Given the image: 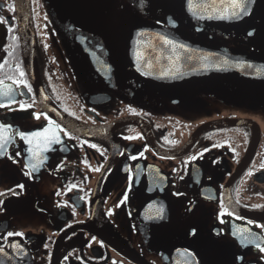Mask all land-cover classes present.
I'll list each match as a JSON object with an SVG mask.
<instances>
[{
  "label": "flooded vegetation",
  "instance_id": "flooded-vegetation-1",
  "mask_svg": "<svg viewBox=\"0 0 264 264\" xmlns=\"http://www.w3.org/2000/svg\"><path fill=\"white\" fill-rule=\"evenodd\" d=\"M119 1L118 21L106 22L102 0H0V134L9 139L0 149V264H241L240 255L264 264L239 233L250 229L264 246L255 227L264 224V88L161 87L119 47V20L137 18L204 48L264 57V8L258 24L231 36L205 24L197 1L194 12L174 4L183 0ZM49 121L72 138L57 132L61 142L45 150ZM19 132L42 135L29 142Z\"/></svg>",
  "mask_w": 264,
  "mask_h": 264
},
{
  "label": "water",
  "instance_id": "water-1",
  "mask_svg": "<svg viewBox=\"0 0 264 264\" xmlns=\"http://www.w3.org/2000/svg\"><path fill=\"white\" fill-rule=\"evenodd\" d=\"M153 1L156 6L161 4L160 0ZM195 1L199 4H205L206 1L211 2V0H193L195 10ZM116 3L121 8L119 0H102L103 21H118L113 20L114 10L117 9ZM174 4L178 8L188 7V1L185 2V0ZM216 7L217 9L222 7L219 0H217ZM249 7L252 9V14L242 18L226 17L220 19L219 11L214 12L211 8L205 9L204 7L202 13L200 12L199 14L203 15L205 22H208L205 23L207 26H214L231 36H235L237 33H245L250 27L258 24L264 8V0H256L255 5L250 4ZM119 22L125 25L119 47L124 50L129 66L131 65L130 67H133L143 80L146 79L145 81L161 87H175L193 82L206 84L212 81H222L235 86L264 88V57L251 56L238 50L204 48L199 43L171 35L155 25L142 23L137 18L123 19L119 20ZM120 23H116V25L118 26ZM23 31L32 34L30 19L24 25ZM160 36L185 45L188 50L177 48L173 51L170 46L162 43L159 39ZM106 37L112 41H118V36L115 34L107 33ZM137 53L141 55L139 70ZM177 57H179L178 60L176 59ZM205 57L207 58L205 59ZM109 65L111 64L109 63ZM148 65H151V67ZM144 73L149 74L145 75ZM94 234L98 235L97 232H94ZM8 255L11 257L17 256L12 253ZM3 258L0 257V260ZM22 262L23 264H28L29 257L25 256ZM10 264L17 263L12 261Z\"/></svg>",
  "mask_w": 264,
  "mask_h": 264
},
{
  "label": "snow or ice",
  "instance_id": "snow-or-ice-1",
  "mask_svg": "<svg viewBox=\"0 0 264 264\" xmlns=\"http://www.w3.org/2000/svg\"><path fill=\"white\" fill-rule=\"evenodd\" d=\"M142 2V0H141ZM216 3L217 0H211L210 3H205L202 4L201 7H204L205 9L211 8L212 11L216 12L219 11V18L220 19H224V18H242L244 16H249L252 14V9L249 7V5H255L256 0H219L220 5L222 6L220 9H217L216 7ZM188 7L190 10L195 11V6L193 5V0H188ZM0 22H3V19L0 18ZM11 31V29H10ZM253 32L249 31L248 32V36H253ZM159 39L162 41L163 44L170 46L173 51H175L177 48H181L184 49L185 51H187L188 49L186 48L185 45L182 44H178L176 43L174 40L172 39H168L164 36H160ZM207 57H205L206 59ZM141 59V55L139 53H137V61H138V70H139V61ZM177 60L179 59V57L176 58ZM149 67H151V65H148ZM0 67H3V65H0ZM249 67H251V65H249ZM145 75L149 74V73H144ZM20 76L23 77L24 76V72L20 71ZM2 83V82H0ZM13 83H17L18 86L20 83H23L24 87H27L29 92H31V88L29 87V85L24 82V81H20L17 82L15 80H13ZM3 104H0V107H3ZM21 109H24L26 106L21 104L20 105ZM33 115H35V117L37 119L40 118V114L37 113H33ZM45 119H47V117L45 116ZM49 124L52 125L51 128H46L45 129V133H51V135H45L43 138V144L45 145V150L46 146L48 144H53V143H60V137L57 135V132H63V134L65 136H69L68 132L64 131L62 128H60V126L58 124H55L52 121H49ZM7 128L5 125H0V133L6 132ZM19 136L21 137V139H27L29 140V142H32V138L33 137H41V133H32L30 136L26 135L24 132H19L18 133ZM72 137L69 136V139H71ZM128 139H131V137H128ZM7 143H9V139L5 136H3L2 134H0V149H2ZM91 147L95 148L96 145H90ZM103 154V153H101ZM202 155V153L200 154ZM11 159V157H9ZM33 158L35 160H37L39 163H43V158L40 156V145L37 144V147L35 150H33ZM133 159H135L136 157H132ZM197 157L193 156L190 159L191 160H195ZM17 161H15L13 159V163H16ZM33 170L36 169V164L32 165ZM99 170V169H97ZM29 173H26V175ZM251 175V173H249ZM19 188H23V185H18ZM76 187L75 185H72L69 187V191H71L72 188ZM131 190V187H129L128 191ZM9 191H12L11 189H9ZM0 195H4V193H0ZM176 195H182V193H176ZM124 200H127V195L124 196ZM109 215H111V211L109 212ZM220 216H233L234 214L230 211H228L226 208H222L221 212L219 213ZM160 219H163V216L159 217ZM235 219H243L242 217L236 216ZM248 224H253L254 222L249 220L247 221ZM256 228L261 229L262 231H264V224H255ZM239 233H240V243L243 247H247L249 244H254L256 249H258V251L260 253H264V246H262L261 244H255L254 239L250 240L249 239V235H255L254 233L251 232L250 229L248 228H241L239 229ZM189 235H191L192 237H198V233L196 231V229H192L191 232L189 233ZM217 235H219V233H217ZM9 237L12 236H23V233L21 232H9L8 233ZM247 242V243H245ZM18 247V246H17ZM0 251H3V249H0ZM183 255L187 256V257H193V253L190 252L188 249H184L183 250ZM236 261H240L241 264H244L245 261V256L244 255H240L234 258ZM193 264H197V262H193Z\"/></svg>",
  "mask_w": 264,
  "mask_h": 264
}]
</instances>
